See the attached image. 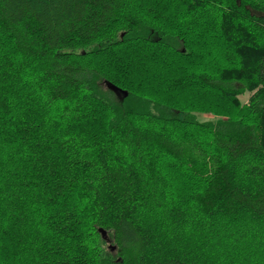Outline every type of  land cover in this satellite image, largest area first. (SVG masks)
Instances as JSON below:
<instances>
[{"label":"trees","instance_id":"1","mask_svg":"<svg viewBox=\"0 0 264 264\" xmlns=\"http://www.w3.org/2000/svg\"><path fill=\"white\" fill-rule=\"evenodd\" d=\"M0 264H264V0H0Z\"/></svg>","mask_w":264,"mask_h":264},{"label":"water","instance_id":"2","mask_svg":"<svg viewBox=\"0 0 264 264\" xmlns=\"http://www.w3.org/2000/svg\"><path fill=\"white\" fill-rule=\"evenodd\" d=\"M107 85H108V87H110L112 90H114V91H119V88H118L117 86H115V85H113V84H111V83H108ZM125 94L127 95V92H126V91H125ZM99 231L101 232L102 237H103L104 239H107V240H108V238H107V232H106L104 229H102V228H100ZM112 248L114 249L115 247L113 246Z\"/></svg>","mask_w":264,"mask_h":264},{"label":"rangeland","instance_id":"3","mask_svg":"<svg viewBox=\"0 0 264 264\" xmlns=\"http://www.w3.org/2000/svg\"><path fill=\"white\" fill-rule=\"evenodd\" d=\"M250 94L247 92L243 95H241V99L243 102H247L248 101V98H249Z\"/></svg>","mask_w":264,"mask_h":264}]
</instances>
